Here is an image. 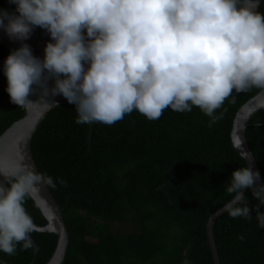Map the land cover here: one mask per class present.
Listing matches in <instances>:
<instances>
[{
	"label": "clouds",
	"instance_id": "clouds-1",
	"mask_svg": "<svg viewBox=\"0 0 264 264\" xmlns=\"http://www.w3.org/2000/svg\"><path fill=\"white\" fill-rule=\"evenodd\" d=\"M15 12L0 9V29L21 46L4 61L7 92L25 107L37 93L63 96L75 105L77 124L113 125L138 111L149 121L166 109L184 113L198 107L211 128L233 93L264 90V13L260 0H9ZM50 41L43 59L24 41L35 28ZM54 83L50 86V82ZM234 103V100L232 101ZM234 146L247 166L232 172L222 212L250 219L245 189L259 203L256 218L264 228V181L250 166L239 135ZM61 185L66 181L61 179ZM55 188L51 176L21 167L10 186L0 184V252L35 247L36 225L24 202L39 186ZM243 241L245 237H237Z\"/></svg>",
	"mask_w": 264,
	"mask_h": 264
},
{
	"label": "trees",
	"instance_id": "trees-1",
	"mask_svg": "<svg viewBox=\"0 0 264 264\" xmlns=\"http://www.w3.org/2000/svg\"><path fill=\"white\" fill-rule=\"evenodd\" d=\"M15 7L0 0V9L15 12ZM258 10L264 13V0ZM11 51L0 44V58ZM7 87L0 71V134L24 115V107L11 102ZM258 90L234 92L217 110L223 117L211 128L198 107L184 113L169 108L155 121L134 110L111 126L77 124L72 104L53 107L30 147L40 173L56 183L48 187L68 231L62 264H213L206 222L231 198L226 189L232 172L246 166L231 144L232 120ZM245 137L264 181L263 110L250 117ZM13 180L9 177L7 186ZM244 194L253 209L250 219L223 212L214 221L220 264H264V228L255 211L259 202L250 189ZM24 207L34 222L46 223L32 198ZM31 239L33 249H18L15 256L0 252V264H45L56 235L34 231Z\"/></svg>",
	"mask_w": 264,
	"mask_h": 264
},
{
	"label": "water",
	"instance_id": "water-1",
	"mask_svg": "<svg viewBox=\"0 0 264 264\" xmlns=\"http://www.w3.org/2000/svg\"><path fill=\"white\" fill-rule=\"evenodd\" d=\"M261 2L262 0H260V3ZM50 39L49 33H47L44 29L37 27L34 29L30 39L24 41L23 43L30 45L33 54L36 57L43 59L44 48ZM0 44L15 50L21 46V41L10 39L6 32L0 29ZM5 60L6 59L0 58L1 72H3ZM53 83L54 81H51L50 86ZM29 99L33 103L24 107V115L12 122L0 134V178H2V180H0V184L5 186H7V179L9 177L14 178V174L17 173L21 167L27 166L40 173L32 156L30 147L31 138L40 122L53 107L60 104H69L63 96L54 97L53 99L58 103L54 104L52 103L50 97L46 98L41 96L39 90H37L36 94L31 95ZM260 110L264 111V90H258L254 95L249 97L237 108L234 114L230 130V139L233 148L240 155V157H242L243 154L240 149L234 146L233 134L234 132H238L242 124H245L246 128L250 117ZM245 128L239 133L244 141L243 150L252 154L250 166L254 171H259L256 158L246 141ZM14 141H17L18 145L16 147H10L11 149L8 150L10 144L14 145ZM244 160L247 166L248 162L246 159ZM33 200L46 219V223L43 225H39L33 221V223L36 225V231L51 232L54 233L57 238L54 251L45 264H62L68 245V231L62 216L61 208L47 185L41 184L39 186V191L35 194V198ZM223 206L224 205L220 206L218 209L212 212L206 222V234L211 249L213 264H220L219 255L213 236V224L219 215L223 213L221 211Z\"/></svg>",
	"mask_w": 264,
	"mask_h": 264
},
{
	"label": "rangeland",
	"instance_id": "rangeland-1",
	"mask_svg": "<svg viewBox=\"0 0 264 264\" xmlns=\"http://www.w3.org/2000/svg\"><path fill=\"white\" fill-rule=\"evenodd\" d=\"M130 228H131V227H130ZM115 229H116V230L118 229V230H122V231H123L124 228L121 227L120 225H115ZM128 229H129V228H128Z\"/></svg>",
	"mask_w": 264,
	"mask_h": 264
},
{
	"label": "bare ground",
	"instance_id": "bare-ground-1",
	"mask_svg": "<svg viewBox=\"0 0 264 264\" xmlns=\"http://www.w3.org/2000/svg\"><path fill=\"white\" fill-rule=\"evenodd\" d=\"M17 145H18V144H17V141H14V145L10 144V146H9L8 150H9V149H11L10 147H13V146H15V147H16Z\"/></svg>",
	"mask_w": 264,
	"mask_h": 264
},
{
	"label": "snow or ice",
	"instance_id": "snow-or-ice-1",
	"mask_svg": "<svg viewBox=\"0 0 264 264\" xmlns=\"http://www.w3.org/2000/svg\"><path fill=\"white\" fill-rule=\"evenodd\" d=\"M0 180H2V178H0Z\"/></svg>",
	"mask_w": 264,
	"mask_h": 264
}]
</instances>
